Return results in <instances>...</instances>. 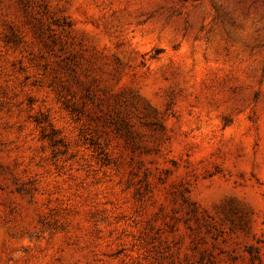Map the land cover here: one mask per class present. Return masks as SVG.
<instances>
[{"label": "rangeland", "instance_id": "rangeland-1", "mask_svg": "<svg viewBox=\"0 0 264 264\" xmlns=\"http://www.w3.org/2000/svg\"><path fill=\"white\" fill-rule=\"evenodd\" d=\"M0 264H264V0H0Z\"/></svg>", "mask_w": 264, "mask_h": 264}]
</instances>
